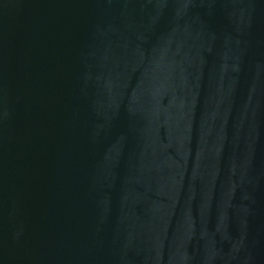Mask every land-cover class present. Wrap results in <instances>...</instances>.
<instances>
[{"label":"water","instance_id":"95a60500","mask_svg":"<svg viewBox=\"0 0 264 264\" xmlns=\"http://www.w3.org/2000/svg\"><path fill=\"white\" fill-rule=\"evenodd\" d=\"M0 264H264V0H0Z\"/></svg>","mask_w":264,"mask_h":264}]
</instances>
